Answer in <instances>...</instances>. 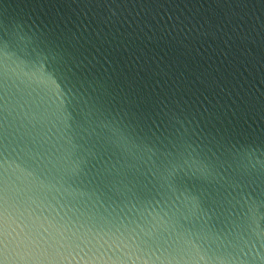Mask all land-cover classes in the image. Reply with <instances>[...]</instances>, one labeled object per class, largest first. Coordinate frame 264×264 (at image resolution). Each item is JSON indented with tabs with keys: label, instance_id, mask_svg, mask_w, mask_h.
Returning a JSON list of instances; mask_svg holds the SVG:
<instances>
[{
	"label": "water",
	"instance_id": "water-1",
	"mask_svg": "<svg viewBox=\"0 0 264 264\" xmlns=\"http://www.w3.org/2000/svg\"><path fill=\"white\" fill-rule=\"evenodd\" d=\"M0 264H264V0H0Z\"/></svg>",
	"mask_w": 264,
	"mask_h": 264
}]
</instances>
